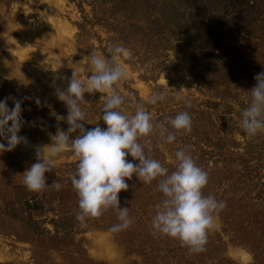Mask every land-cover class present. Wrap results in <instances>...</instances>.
I'll list each match as a JSON object with an SVG mask.
<instances>
[{"label":"rangeland","instance_id":"rangeland-1","mask_svg":"<svg viewBox=\"0 0 264 264\" xmlns=\"http://www.w3.org/2000/svg\"><path fill=\"white\" fill-rule=\"evenodd\" d=\"M185 1L191 6L193 1L207 6V2L201 0ZM220 1H209L213 7L208 16L200 12L204 31H198L199 39L196 40L195 33L191 31L172 41L173 46L177 45L174 48L157 50L159 56L146 58L143 62L136 57L120 60L128 78L117 87L122 94L132 93L135 100L138 97L142 102L151 91H167V100L155 105L145 104L146 111L155 122L166 124L165 117H174L180 111H187L191 116V132L176 131L166 124L176 135L173 143H161L157 134L149 137L153 141L152 157L163 166L172 164V167H167L169 173L175 170V152L180 148H185L194 160H198L195 162L203 170L214 164L212 168L207 167L210 169L206 170L208 183L201 191L205 196L214 197L222 192L224 198L220 201H224L226 207L219 213L225 212L235 220L226 223L218 214L215 227L207 233L204 251H189V255L200 260V264H264L262 255L255 259L241 231V227L249 224L245 218L252 223L255 210L264 215V132L249 137L240 126V112L247 107L250 89L256 84L254 77L264 71V2L260 4L261 13L255 15L251 7H246L245 0H236L233 10L229 9L228 0L222 1L221 6ZM83 8L87 13L90 11L86 3H83ZM81 21L82 13L76 1L0 0V41L3 39L0 42V100L8 96L17 99L28 97L22 103L25 123L18 133L27 138L28 144L21 143L11 151L0 153V174H5L6 178L23 174L35 162V147L51 143L49 133L54 135L57 126L67 129L65 122L57 120L60 115L54 116L52 113L56 111L48 109L64 104L55 95V88H66L67 83L58 77H70L73 68L78 69L81 76L89 74L91 68L86 55L105 52L107 45L121 42L110 39L101 25L85 24L81 30L77 25ZM15 42L21 44L15 45ZM157 42L162 45L160 41L151 44ZM123 43L138 45V40ZM194 48L201 50L200 56L204 61L196 66L186 59ZM180 58L183 60L179 66L182 67L184 62L189 66L188 71L182 82L175 80L171 83L164 74H173L171 65L173 62L178 64ZM191 68H201L202 75L198 79L192 77ZM155 75L158 76L153 78ZM177 94L185 97L190 107L178 102ZM8 107H13L11 100ZM126 159L132 160V157L127 156ZM74 168L73 153H62L53 171L45 173L49 187L41 192V196L47 197L51 193L53 181L57 180L62 187L68 185L69 174ZM132 179L138 180L135 174ZM137 187L133 185V188ZM242 193L255 204L246 207L250 202H241ZM123 200H120L121 207H124L125 197ZM148 210L154 215L156 205H150ZM104 216L107 218L105 227L101 226L103 221L98 218L87 222L84 228L73 229H84L75 235L81 240L86 257L106 264H145L132 247L134 242L131 238L138 231L135 225H138V221L135 222L138 215L129 212L135 224L115 233L110 228L119 222L116 211L110 208ZM233 221L240 224V228H232ZM253 228L257 234L254 238L264 239V227ZM243 239L244 243L241 242ZM39 243L37 239L23 240L0 230V263L36 264L33 249ZM237 251H244L246 257L239 259L234 254ZM37 257L43 258L46 264L58 261L54 252L41 251Z\"/></svg>","mask_w":264,"mask_h":264},{"label":"clouds","instance_id":"clouds-1","mask_svg":"<svg viewBox=\"0 0 264 264\" xmlns=\"http://www.w3.org/2000/svg\"><path fill=\"white\" fill-rule=\"evenodd\" d=\"M106 53L107 56L105 52L86 55L91 68L89 74L81 76L79 70L73 68L70 77H58L67 83L66 88H55V95L66 105L67 115L58 116L57 120L64 121L68 127L62 130L57 126L54 135L49 133L51 143L35 147V162L23 172L22 183L32 192L46 189L49 184L45 173L53 171L62 153L72 152L75 168L69 179L78 198L76 221L86 227L88 218L99 217L111 208L119 221L110 228L115 233L134 223L129 208L120 206L118 193L129 188L125 178L131 180L135 174L144 184L159 178L156 190L164 199L156 205L151 218L152 229L178 239L192 253L202 252L207 233L215 227V218L226 203L202 193L208 183V173L185 148L175 152V170L169 174V169L152 157L153 141L149 138L157 134L161 143H173L176 135L168 126L176 131L191 132L192 118L187 111H180L174 117H165L168 126L155 122L145 104L155 105L167 100L168 92L151 91L143 102L135 100L132 93L122 94L117 86L128 78V72L119 61L130 59L132 53L119 43L107 45ZM254 79L256 84L250 89L247 107L240 112V126L249 137L264 132V71ZM86 93L104 94L98 121L102 120L106 128L98 121L94 128H85L86 112L81 102L88 103ZM25 99L28 97L8 96L0 100V140L6 141L0 142V153L11 151L21 143L28 144L25 136L18 135L25 123L22 118ZM176 99L190 107L185 97L177 94ZM9 100L13 104L11 108ZM36 103L40 101L37 99ZM141 138H144L143 143ZM127 156L132 160H127ZM51 186L57 191L62 187L57 180Z\"/></svg>","mask_w":264,"mask_h":264},{"label":"trees","instance_id":"trees-1","mask_svg":"<svg viewBox=\"0 0 264 264\" xmlns=\"http://www.w3.org/2000/svg\"><path fill=\"white\" fill-rule=\"evenodd\" d=\"M76 1V5L79 11L82 13V21L78 22V27L83 30L85 24L88 25H101L108 33L109 38L113 40H120L125 48L131 51L132 56L137 60L144 61L146 58H153L159 56L157 50L163 51L168 47H175L172 45V41L179 39L182 34L187 35L191 31L195 33L196 40L200 38L199 30L204 31L202 25V14L208 16V12L212 13L209 1L201 0V2H207V6L201 5L199 2L193 1V5L184 0H72ZM222 1L219 2L220 6ZM229 9H235L236 0H228ZM195 2V3H194ZM264 0H245L246 7H251L253 12L260 14V4ZM83 3L90 6V11L87 13L83 8ZM218 5V4H217ZM215 6L220 8L219 6ZM184 6H187L185 10H182ZM228 9V8H227ZM237 9V8H236ZM91 15H88L90 14ZM190 20V22H189ZM196 29V30H195ZM138 40V45H130L123 43L125 41ZM153 41H160V43L151 44ZM145 47V48H140ZM151 48H155L152 50ZM105 55L106 49L104 48ZM201 50L194 48L186 59L197 63H203ZM139 56V58H138ZM178 64H173V74L166 72L164 76L172 83L175 80L179 82L183 81V76L187 73L189 66L182 63V58L179 59ZM201 66V65H200ZM192 77L198 79L199 75H202L203 70H196L191 68ZM202 71V72H201ZM158 75L152 76L153 78ZM255 86V83L252 87ZM104 94L95 93L92 95L85 94L87 104L81 102L82 109L86 112V129L94 128L95 123L98 121L101 115L100 109L103 104ZM137 101H140L138 97ZM142 102V101H140ZM54 116H66L67 108L65 104L56 105L55 107H48ZM45 115V114H44ZM45 117V116H44ZM64 122V121H63ZM62 122V123H63ZM102 128H106L104 122L98 121ZM196 162L198 160H195ZM200 162V161H199ZM203 164V163H202ZM204 165V164H203ZM165 167H172V164H164ZM205 166V165H204ZM206 167V166H205ZM208 168L214 167L207 165ZM205 168L204 171L210 169ZM227 170V169H226ZM225 170V171H226ZM171 173V172H170ZM169 173V174H170ZM5 174H0V230L9 234H14L23 240L37 239L40 243L33 249L36 264H46L43 258H38L37 254H41V251L45 253L54 252L58 256V261L52 260L50 264H106L96 262L88 257L82 248L81 240L76 239L77 233L81 230H73L74 227L80 228V224L75 219V214L79 211L78 198L75 191L72 188L71 181L68 185L61 187L59 191L52 188L51 193L47 197L41 196V192L29 191L22 183L23 174L9 175L7 178ZM158 180L154 179L151 184H144L136 179H125L129 184L127 191L122 190L118 193L119 199L124 201V207L130 209V213L138 215V231L131 238L133 239V252L138 254L142 260H145V264H200V260L193 258L189 255V250L186 246H182L178 239H174L168 236L161 235L154 232L151 227L152 214L149 212L150 205H157L164 199L163 194L156 190ZM133 185L138 187L135 189ZM239 192V190H238ZM241 202L248 204L250 198H247V194L242 193ZM220 201V198H224L222 192L215 197ZM242 199L246 201L243 202ZM255 203H251L247 206H253ZM264 205V204H263ZM132 208V210H131ZM240 212V209L238 210ZM244 211V210H243ZM256 213L253 217L252 223L250 219L245 218L244 221L249 224L241 227L242 235L245 239L246 245L254 255L255 259L261 256L264 258V239L254 238L256 232L253 228L264 227V215L260 210H255ZM221 212L224 222L229 223L231 215ZM105 211L103 214L96 218H88L89 221H97L101 218L105 227ZM243 217V215H241ZM259 221V222H258ZM75 222L77 224H75ZM86 222V223H87ZM50 225L47 227L46 225ZM235 221L232 223V228L239 227ZM108 226V225H106ZM84 228V227H82ZM108 228V227H106ZM131 230H129L130 234ZM244 239L241 240L244 243ZM232 262V261H230ZM6 264V263H0Z\"/></svg>","mask_w":264,"mask_h":264},{"label":"bare ground","instance_id":"bare-ground-1","mask_svg":"<svg viewBox=\"0 0 264 264\" xmlns=\"http://www.w3.org/2000/svg\"><path fill=\"white\" fill-rule=\"evenodd\" d=\"M4 37H5V36H4ZM4 37H3V38H4ZM7 38H8V37H7ZM9 38H10V37H9ZM11 38H12V37H11ZM11 38H10V39H11ZM0 40H1V39H0ZM2 41H3V39H2ZM2 41H0V42H2ZM11 42H12V41H11ZM11 44H12V46H13L14 43H11ZM11 44L9 43V45H11ZM17 44H18V43L15 42V45H17ZM20 44H21V42H19L18 45H20ZM9 45H8V46H9ZM12 46H11V47H12ZM144 88H145V87H144ZM146 91H147V90H146ZM234 254H236V256H237L239 259H243V258L246 257V253H245L244 251H237V252L234 253Z\"/></svg>","mask_w":264,"mask_h":264}]
</instances>
